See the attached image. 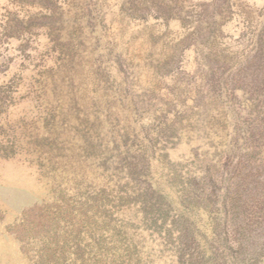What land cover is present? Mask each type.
Segmentation results:
<instances>
[{
  "label": "rangeland",
  "instance_id": "374dc122",
  "mask_svg": "<svg viewBox=\"0 0 264 264\" xmlns=\"http://www.w3.org/2000/svg\"><path fill=\"white\" fill-rule=\"evenodd\" d=\"M134 155L155 187L160 170L214 190L187 221L202 260L217 249L222 264L233 251L251 263L234 229L245 213L223 202L264 200V0H0V264L68 256L117 185L138 202ZM225 216L230 252L213 228ZM252 222L263 241L264 217ZM116 226L117 239L134 233ZM148 231L142 251L156 241Z\"/></svg>",
  "mask_w": 264,
  "mask_h": 264
},
{
  "label": "trees",
  "instance_id": "16d2710c",
  "mask_svg": "<svg viewBox=\"0 0 264 264\" xmlns=\"http://www.w3.org/2000/svg\"><path fill=\"white\" fill-rule=\"evenodd\" d=\"M159 161L161 162V164H159L160 168H163V170L166 169L167 163L162 159ZM130 162L129 172L131 177L135 178L137 176L141 180L137 192L133 193L134 198L138 199V202H134L133 200V203L130 202V197L132 196H130L126 191L127 184L125 186L117 185L116 190L111 191V194L113 195H107V200H110V202L106 203L105 211H103L100 221L89 223L91 230H96L94 231L95 233H91L90 235L86 236L85 239L84 236H80V232L78 230L76 233H74L75 236H73V240H71L73 250L68 252V256L65 249L60 250L58 253H48L44 256L40 253L39 257L42 259L41 262L43 264L224 263V253H219L217 249L213 250L212 255L207 257L208 259L202 260L204 254L200 251V242L197 241L199 239L191 231L193 227H191V225L187 222L189 221L188 216L191 214V212H196L197 210L204 208L207 210L209 209L214 190L212 188H210V190L206 189L205 192L207 194H204L198 187H188V185H186L181 178L177 179V181L171 179V177L164 178L165 176L162 175L160 170L157 172L155 179H157L156 181L161 180L163 182L162 185L164 186L159 185L158 187H155V184L151 182V178L145 176L147 172L144 171V167L147 166V163H142L139 168V164L136 163L138 162V159L135 158V155ZM134 170L136 171L134 172ZM169 184L173 185L175 190L179 193L178 200L175 201V204L177 202V207L180 208L179 210L174 207L175 205L173 206L174 203L172 204V198L169 197V194L164 192V188L168 187ZM251 192H249L250 197H247V200H253L254 195L256 196V193L253 191ZM227 198H229V200H227ZM240 198L241 194H239L238 191L227 195L223 202L224 211L226 214H228L229 207H235L240 208L245 213V218L242 217L239 219L237 221L236 227H234L236 233L235 235L237 236L236 245L237 248H240L241 250L247 246L248 251L250 248L249 246H251L252 243L255 254L253 255V259H250L252 260L250 264H259L261 261V256H264V240L255 242V238L252 240L251 235L248 234L247 231L250 225L253 223L252 217H255L257 214L264 217V200L261 198H255L256 200L250 201L251 203H248L245 199L240 202ZM103 203L104 202H101L100 204L103 205ZM132 208H134L135 212ZM129 209H131L132 212L135 213V216L138 218V220L141 221L140 224H138V227H134L132 224L133 220L130 218V216H127V213L130 212ZM173 211L176 213L170 216ZM186 212L187 215H185ZM150 217L152 218L149 220ZM226 219L227 217L225 216L224 222L219 224L217 222L216 226L213 225V228L215 229V232H217L216 234H219V231H224L223 238H219L222 241H225L226 247L229 249L228 252H230L232 248L230 244L227 243L225 235L227 230L225 228L227 224ZM116 223L118 226L121 225L123 228L127 226L132 228L133 226V235L130 236L127 235V233L121 234L124 237L117 239L115 237L116 235H114L112 231L113 228L117 227ZM141 223L145 225L143 227L144 230L141 229ZM258 226H260V224ZM137 228L141 230L137 231ZM213 228H211V232H213ZM147 229L150 230L147 232V236L148 233H150V236L155 235L156 241L155 244H152L148 248H145L144 246V248L148 250L142 251L140 239H144L143 241L145 242L146 235L143 231H147ZM211 234L212 238H214L213 233ZM259 236L261 237V235ZM244 241L247 243H244ZM152 247L156 249L159 248V251L162 249H167L168 247L169 253L167 255H163L162 257L154 256L153 253L151 254V252H149L150 248ZM241 253L242 252L238 253L233 251V254H231L233 261L232 264H245L244 262H246V258H251L249 252H247V254Z\"/></svg>",
  "mask_w": 264,
  "mask_h": 264
}]
</instances>
